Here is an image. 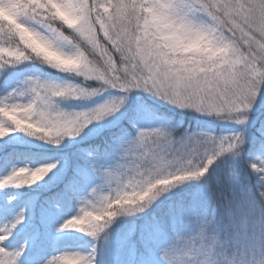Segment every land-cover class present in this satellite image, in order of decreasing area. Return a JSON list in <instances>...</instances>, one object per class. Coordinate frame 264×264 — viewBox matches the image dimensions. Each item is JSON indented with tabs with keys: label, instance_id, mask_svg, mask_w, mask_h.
I'll return each instance as SVG.
<instances>
[{
	"label": "snow or ice",
	"instance_id": "1",
	"mask_svg": "<svg viewBox=\"0 0 264 264\" xmlns=\"http://www.w3.org/2000/svg\"><path fill=\"white\" fill-rule=\"evenodd\" d=\"M261 116L264 0H0V264H264Z\"/></svg>",
	"mask_w": 264,
	"mask_h": 264
},
{
	"label": "trees",
	"instance_id": "2",
	"mask_svg": "<svg viewBox=\"0 0 264 264\" xmlns=\"http://www.w3.org/2000/svg\"><path fill=\"white\" fill-rule=\"evenodd\" d=\"M35 187V186H33ZM20 191V190H19ZM47 195V193L43 192V191H40V198L41 200H43V198Z\"/></svg>",
	"mask_w": 264,
	"mask_h": 264
},
{
	"label": "rangeland",
	"instance_id": "3",
	"mask_svg": "<svg viewBox=\"0 0 264 264\" xmlns=\"http://www.w3.org/2000/svg\"><path fill=\"white\" fill-rule=\"evenodd\" d=\"M261 118H264V116H261Z\"/></svg>",
	"mask_w": 264,
	"mask_h": 264
}]
</instances>
